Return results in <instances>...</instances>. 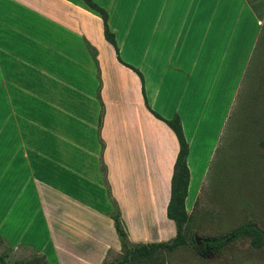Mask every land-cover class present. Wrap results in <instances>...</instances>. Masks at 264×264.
Instances as JSON below:
<instances>
[{
	"label": "crops",
	"instance_id": "0c3cea01",
	"mask_svg": "<svg viewBox=\"0 0 264 264\" xmlns=\"http://www.w3.org/2000/svg\"><path fill=\"white\" fill-rule=\"evenodd\" d=\"M92 1L142 84L81 0H0V239L45 264L119 256L113 203L127 244L174 237L178 145L145 102L179 119L188 214L193 143L220 130L248 57V0Z\"/></svg>",
	"mask_w": 264,
	"mask_h": 264
},
{
	"label": "rangeland",
	"instance_id": "374dc122",
	"mask_svg": "<svg viewBox=\"0 0 264 264\" xmlns=\"http://www.w3.org/2000/svg\"><path fill=\"white\" fill-rule=\"evenodd\" d=\"M248 1L253 9L247 22L248 57L241 75L233 77L236 85L232 88L236 89L220 130L209 124L204 141L193 143L190 194L198 184L199 189L183 226L185 245L162 252V264H264V250L252 249L247 238H226L242 224H253L264 233V147L260 144L264 133H258L259 127L250 132L255 125L249 115V108L257 101L252 99L257 69L264 61L262 54L255 56L253 52L264 28V0ZM244 128L249 135L243 133ZM219 239L223 245L218 249L204 251L200 247L201 241ZM0 254L6 255L7 264H43L31 248L11 249L1 239ZM119 259L111 256L109 260Z\"/></svg>",
	"mask_w": 264,
	"mask_h": 264
},
{
	"label": "trees",
	"instance_id": "16d2710c",
	"mask_svg": "<svg viewBox=\"0 0 264 264\" xmlns=\"http://www.w3.org/2000/svg\"><path fill=\"white\" fill-rule=\"evenodd\" d=\"M81 1L89 10L95 12L100 17L103 27V38L112 47L116 55L117 61L123 66L135 72L142 84V78L140 73L136 69L122 63L118 57V49L115 43L114 36L107 27V13L102 8L97 6L92 0ZM253 52L255 56L256 54H262L264 56V28L261 32V35L259 36V39L257 40V43L255 44ZM257 60L258 59H256L255 62ZM256 80V92L254 93L252 99L256 98L257 101L251 105V108H249V115L254 120V123L252 121V125L255 126H251L252 129L250 130V132L253 133L255 130L257 132V127H259L258 133H264V61L261 69H257ZM145 107L155 119L163 122L167 126V128L173 133L178 145V151L172 167V174L170 178L169 187V200L166 207V217L168 220L173 222L175 227V235L171 240L165 243L142 244L137 246H131L127 244L126 236L119 220L117 208L113 203L114 210L111 214V219L113 221L114 230L119 238L120 259L115 261L112 260L111 262L104 264H162V259L160 257L162 252H170L179 246L185 245V240L183 236V226L188 222L190 218L189 214H187L184 209V199L186 197V190L188 184V169L185 161L188 153L187 143L183 136L181 125L177 116H173L172 118L166 120L154 113L147 106L146 102ZM99 123L100 118L98 119V125ZM243 130V133L245 135H249L246 128H244ZM260 144L264 147V142H261ZM101 173L103 176H105V170L103 167H101ZM104 184L106 186L105 181ZM106 191L109 197L110 195L107 187ZM234 237L247 238L249 246L252 249L264 250V233L261 229H259L253 224L239 225L226 236V238ZM222 245L223 239L200 242V247L204 251L210 249H218ZM5 258V254H0V264H7ZM40 260L43 264H45L42 257L40 258Z\"/></svg>",
	"mask_w": 264,
	"mask_h": 264
}]
</instances>
